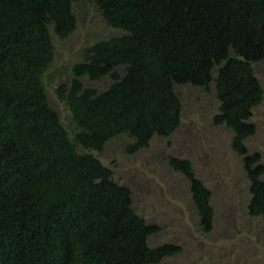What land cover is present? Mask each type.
<instances>
[{"label":"trees","instance_id":"trees-1","mask_svg":"<svg viewBox=\"0 0 264 264\" xmlns=\"http://www.w3.org/2000/svg\"><path fill=\"white\" fill-rule=\"evenodd\" d=\"M92 1L117 32L87 45L54 88L68 126L45 73L53 33L76 26L73 0H0V264H157L181 250L148 244L161 226L136 212L130 187L95 153L117 134L132 139L133 152L174 131L182 111L175 84L208 90L213 81V122L232 130L249 180L247 212L264 221V164L244 143L263 94L254 62L264 59V0ZM104 75L111 82L97 90L92 81ZM168 163L188 179L210 230V189L190 159Z\"/></svg>","mask_w":264,"mask_h":264},{"label":"rangeland","instance_id":"rangeland-1","mask_svg":"<svg viewBox=\"0 0 264 264\" xmlns=\"http://www.w3.org/2000/svg\"><path fill=\"white\" fill-rule=\"evenodd\" d=\"M73 11L77 20L74 30L62 38L53 33L54 56L45 73L49 100L68 126H73L70 111L58 100L54 88L69 80L71 65L87 45L117 32L103 20L92 0H73ZM117 69L123 73L122 66ZM254 72L263 94L251 109L249 121L255 129L244 143L264 164V59L254 62ZM82 80L87 82L86 77ZM110 82V76L104 75L92 84L102 90ZM175 89L182 111L174 131L154 135L147 146L133 152L126 151L132 139L117 134L96 150V155L112 169L116 181L130 187L136 212L161 226L149 235L148 244L181 245L178 253L163 257L157 264H264V221L247 212L249 180L242 155L231 146L232 130L213 122L218 111L213 81L208 90L192 84H175ZM169 156L190 159L195 175L210 189L214 208L210 230L200 225L188 179L171 168Z\"/></svg>","mask_w":264,"mask_h":264}]
</instances>
